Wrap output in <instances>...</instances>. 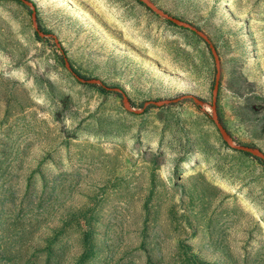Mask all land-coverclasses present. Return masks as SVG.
I'll return each mask as SVG.
<instances>
[{"label": "rangeland", "instance_id": "374dc122", "mask_svg": "<svg viewBox=\"0 0 264 264\" xmlns=\"http://www.w3.org/2000/svg\"><path fill=\"white\" fill-rule=\"evenodd\" d=\"M148 1L0 0V264H264V0Z\"/></svg>", "mask_w": 264, "mask_h": 264}, {"label": "water", "instance_id": "95a60500", "mask_svg": "<svg viewBox=\"0 0 264 264\" xmlns=\"http://www.w3.org/2000/svg\"><path fill=\"white\" fill-rule=\"evenodd\" d=\"M21 1H24L27 4H31L30 0H21ZM141 1H144L149 6L153 7L148 0H141ZM154 9H155V11L157 13L162 15L164 18H166V19H168V20H170V21H172L174 23L184 24V22L180 18L174 17L172 15H169L168 13H164V12H162V11L156 9V8H154ZM35 14L36 13L34 11L33 15H35ZM194 31H196L201 37H203L209 43V45H210V47L212 49V52L214 54V57H215V59H216V61L218 63V56H217V53H216L213 45L210 43V39L204 33L199 31L198 29L194 28ZM66 65L68 67H70L68 63H66ZM218 69H219V66H218ZM76 77L79 78V79H82V77H80L78 75H76ZM219 78H220V75H219V71H218V73L216 75L215 83H214V89H213V102H212V108H213L212 119H213V121L217 125V127H218V129H219L224 141H226L231 147H233L235 149H238L240 151H243L245 153H248V154H250L252 156L259 157V158L264 160V152L261 149H259L257 147L250 146V145H235V144L231 143L230 134L228 133V130L226 129V127L221 123V121L219 119L218 112H217V96H218V92H219ZM87 82H89V83H101L98 79H95V78L87 79ZM102 85H103V87L105 89H108V90L113 89L110 86H106L104 84H102ZM185 99H191V100L195 101L197 104H201L202 103L200 98H198V97H196L195 95H192V94H184L181 97L169 99V100L165 101V103L173 104V103H177V102H179L181 100H185ZM161 104L162 103L158 102V101H153V100L146 101L144 103V108L148 107L149 105H155L156 106V105H161Z\"/></svg>", "mask_w": 264, "mask_h": 264}, {"label": "bare ground", "instance_id": "6f19581e", "mask_svg": "<svg viewBox=\"0 0 264 264\" xmlns=\"http://www.w3.org/2000/svg\"><path fill=\"white\" fill-rule=\"evenodd\" d=\"M36 1H38V0H36ZM64 1V3H66V4H69V3H75V0H63ZM77 4V3H76ZM83 5V4H82ZM81 5V6H82ZM71 6V5H70ZM76 11H77V13L75 12V10H73L74 11V13L75 14H87V12H89L90 14H93V12L92 11H89V10H83V8H81L80 6H76ZM76 16V15H75ZM123 26V25H122Z\"/></svg>", "mask_w": 264, "mask_h": 264}, {"label": "trees", "instance_id": "16d2710c", "mask_svg": "<svg viewBox=\"0 0 264 264\" xmlns=\"http://www.w3.org/2000/svg\"><path fill=\"white\" fill-rule=\"evenodd\" d=\"M41 30H43V27H41V26H39L38 27V29H37V34H38V36H39V32L41 31ZM67 62H65V64H66ZM70 69H71V71H72V73H74V74H76V75H78V76H80V77H84L83 75H82V73H80L76 68H74V67H72L71 65H70ZM120 94H121V96H124V93H123V91H120L119 92ZM257 159H260V158H258V157H256ZM261 160V159H260Z\"/></svg>", "mask_w": 264, "mask_h": 264}]
</instances>
